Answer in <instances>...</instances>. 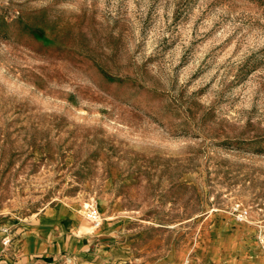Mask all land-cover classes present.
Instances as JSON below:
<instances>
[{
    "label": "rangeland",
    "instance_id": "rangeland-1",
    "mask_svg": "<svg viewBox=\"0 0 264 264\" xmlns=\"http://www.w3.org/2000/svg\"><path fill=\"white\" fill-rule=\"evenodd\" d=\"M0 264H264V0H0Z\"/></svg>",
    "mask_w": 264,
    "mask_h": 264
},
{
    "label": "crops",
    "instance_id": "crops-1",
    "mask_svg": "<svg viewBox=\"0 0 264 264\" xmlns=\"http://www.w3.org/2000/svg\"><path fill=\"white\" fill-rule=\"evenodd\" d=\"M62 215H64L63 212H61V215L59 216L58 220L54 224V228L51 231V233H53V234H50L49 236H47L44 239V241H42L39 245H37L34 249H32L30 251H26L23 247L24 252L27 255H30V256L52 255L54 252H57L58 250L64 249L62 247V243H61L63 241V238H62V236H60L61 234L55 230V225L60 221ZM56 240H58V241L56 242ZM80 249L82 250V249H84V247L82 246ZM79 259H82L81 260L82 263H90V260H92L94 258H93V256H91V254L84 253V255L79 256ZM85 259H88V260L85 261Z\"/></svg>",
    "mask_w": 264,
    "mask_h": 264
},
{
    "label": "built area",
    "instance_id": "built-area-1",
    "mask_svg": "<svg viewBox=\"0 0 264 264\" xmlns=\"http://www.w3.org/2000/svg\"><path fill=\"white\" fill-rule=\"evenodd\" d=\"M235 210L238 212L239 219H244L248 215V210L241 209L239 204H237ZM86 215L90 220L95 223L96 226L101 223L100 213L94 206L87 208Z\"/></svg>",
    "mask_w": 264,
    "mask_h": 264
},
{
    "label": "bare ground",
    "instance_id": "bare-ground-1",
    "mask_svg": "<svg viewBox=\"0 0 264 264\" xmlns=\"http://www.w3.org/2000/svg\"><path fill=\"white\" fill-rule=\"evenodd\" d=\"M54 211H50V213L49 214H51V213H53Z\"/></svg>",
    "mask_w": 264,
    "mask_h": 264
}]
</instances>
